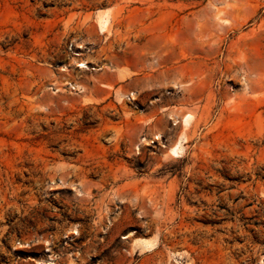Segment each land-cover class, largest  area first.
I'll use <instances>...</instances> for the list:
<instances>
[{"label": "rangeland", "instance_id": "obj_1", "mask_svg": "<svg viewBox=\"0 0 264 264\" xmlns=\"http://www.w3.org/2000/svg\"><path fill=\"white\" fill-rule=\"evenodd\" d=\"M0 264H264V0H0Z\"/></svg>", "mask_w": 264, "mask_h": 264}, {"label": "crops", "instance_id": "obj_2", "mask_svg": "<svg viewBox=\"0 0 264 264\" xmlns=\"http://www.w3.org/2000/svg\"><path fill=\"white\" fill-rule=\"evenodd\" d=\"M117 83H118V79L116 73L107 74L104 83L93 86L92 94H91L93 99L102 100L104 96L108 95L110 86L111 85L114 86Z\"/></svg>", "mask_w": 264, "mask_h": 264}, {"label": "bare ground", "instance_id": "obj_3", "mask_svg": "<svg viewBox=\"0 0 264 264\" xmlns=\"http://www.w3.org/2000/svg\"><path fill=\"white\" fill-rule=\"evenodd\" d=\"M108 17L107 16H101V17H99V19H98V29H99V31L100 32H103L105 29H106V27H107V25H108ZM76 67L77 68H79V69H88V67L86 66V64L84 63V62H81V63H77L76 64ZM173 148H171V150H172ZM176 148L174 147V149L173 150H175ZM172 150V153H174L175 151H173ZM140 242V241H139ZM141 244H142V246L143 247H148V241L146 240V239H143V240H141ZM149 245H150V243H149ZM151 246V245H150Z\"/></svg>", "mask_w": 264, "mask_h": 264}]
</instances>
